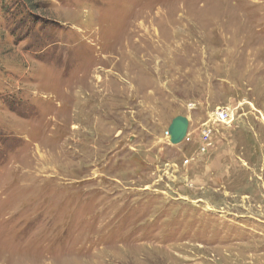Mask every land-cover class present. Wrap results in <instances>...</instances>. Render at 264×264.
<instances>
[{
	"label": "rangeland",
	"instance_id": "rangeland-1",
	"mask_svg": "<svg viewBox=\"0 0 264 264\" xmlns=\"http://www.w3.org/2000/svg\"><path fill=\"white\" fill-rule=\"evenodd\" d=\"M0 264H264V0H0Z\"/></svg>",
	"mask_w": 264,
	"mask_h": 264
},
{
	"label": "built area",
	"instance_id": "built-area-1",
	"mask_svg": "<svg viewBox=\"0 0 264 264\" xmlns=\"http://www.w3.org/2000/svg\"><path fill=\"white\" fill-rule=\"evenodd\" d=\"M234 120V110L230 108H219L212 117L213 122L230 124ZM185 140L190 139L189 134L185 136ZM183 139V140H184ZM212 145V127L207 125L202 131V151L210 149Z\"/></svg>",
	"mask_w": 264,
	"mask_h": 264
},
{
	"label": "water",
	"instance_id": "water-1",
	"mask_svg": "<svg viewBox=\"0 0 264 264\" xmlns=\"http://www.w3.org/2000/svg\"><path fill=\"white\" fill-rule=\"evenodd\" d=\"M189 128V119L185 115L174 117L168 127L169 140L172 144H180L185 138Z\"/></svg>",
	"mask_w": 264,
	"mask_h": 264
},
{
	"label": "bare ground",
	"instance_id": "bare-ground-1",
	"mask_svg": "<svg viewBox=\"0 0 264 264\" xmlns=\"http://www.w3.org/2000/svg\"><path fill=\"white\" fill-rule=\"evenodd\" d=\"M190 123V122H189ZM189 134V128H188V132H187V135ZM185 140V139H184ZM184 140L182 142H184Z\"/></svg>",
	"mask_w": 264,
	"mask_h": 264
}]
</instances>
